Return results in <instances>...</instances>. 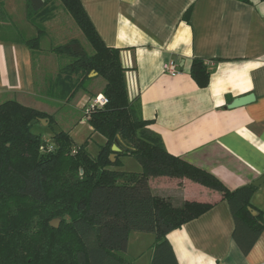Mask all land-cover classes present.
<instances>
[{
  "label": "crops",
  "instance_id": "1",
  "mask_svg": "<svg viewBox=\"0 0 264 264\" xmlns=\"http://www.w3.org/2000/svg\"><path fill=\"white\" fill-rule=\"evenodd\" d=\"M81 2L105 44L121 50L129 96L140 98L143 117L152 121L167 151L213 174L231 191L253 186V211L264 214V0ZM5 9L9 20L0 21V97L27 106L40 103L42 109L34 108L47 111L60 60L49 52L51 45L33 51L23 42L39 35L28 20L27 0H5ZM194 59L208 67L207 87L190 74ZM168 62L181 73L167 74ZM250 95L253 101L229 108ZM149 184L155 195L176 205L213 206L169 233L179 264H264V231L244 254L233 238L234 219L222 193L188 179L157 177ZM145 253L150 264V249L137 255L129 244V254L140 264Z\"/></svg>",
  "mask_w": 264,
  "mask_h": 264
},
{
  "label": "trees",
  "instance_id": "2",
  "mask_svg": "<svg viewBox=\"0 0 264 264\" xmlns=\"http://www.w3.org/2000/svg\"><path fill=\"white\" fill-rule=\"evenodd\" d=\"M27 1L28 20L39 35L23 42L33 51L42 50L41 25L55 18L59 5L92 47L89 52L79 40L72 39L50 49L52 54L70 57L72 61L60 69L49 92L51 97L70 102L78 91L88 92L85 84L92 72L103 78L106 84L102 95L108 103L93 110L89 122L93 132L107 143L96 158L89 154L87 144L75 146L70 134L64 131L47 145L43 137L32 132V123L46 117L44 112L16 100L0 105V120L10 133L6 139L22 158L28 159L17 172L18 182L11 193L36 206L29 213L15 212L0 204V264H140L138 258L127 256L132 232L155 235L150 264H179L168 240L169 233L213 206L198 202L177 206L170 198L155 195L149 180L157 177L188 179L222 193L234 219L233 238L248 254L264 231V214L253 216L250 210H254L250 200L255 188L246 185L231 191L213 174L167 151L160 135L151 129L152 121L143 117L140 98L129 96L121 50L105 44L81 0ZM189 15L190 10L186 20ZM8 20L5 0H0V21ZM190 74L200 87L209 84L210 72L203 60L194 59ZM13 122L15 129L10 126ZM114 144L122 149L117 154V164L119 157L130 156L141 165V171L112 168L109 155ZM73 148L85 166V174L52 201L46 187L48 174ZM0 150L5 154L9 149L2 144ZM0 161L10 170L4 156ZM6 183L9 182H0V194ZM7 201L4 198L5 204ZM58 218L61 226L52 227L51 220Z\"/></svg>",
  "mask_w": 264,
  "mask_h": 264
},
{
  "label": "rangeland",
  "instance_id": "3",
  "mask_svg": "<svg viewBox=\"0 0 264 264\" xmlns=\"http://www.w3.org/2000/svg\"><path fill=\"white\" fill-rule=\"evenodd\" d=\"M9 1H11V3L22 2V0ZM57 4L59 5L60 3ZM55 12L56 18L54 20L47 21L45 24L41 25L43 32L40 35L42 37L47 35L49 36V38H47V36L43 38L41 40L40 46L42 48L44 47L48 49V47L50 48L49 45H51V47L58 46L65 44V41H68L70 39H77L89 52H92V47L90 46L83 32L79 29L73 18L65 11V9H63L62 6L59 5L58 9ZM67 17L70 18V21H67L65 19ZM53 25H57V32H52L53 29L51 30V27ZM58 36H60L61 39H59ZM34 37H36V35H34ZM47 45L48 47H46ZM58 58L60 60L59 62L61 63L60 69L67 66L72 61L70 57L62 56ZM89 78L90 79L85 84L88 92H85L84 90L78 91L70 102L61 100L56 101L57 99L50 97L51 101L47 100L48 104L44 105L48 110L42 111L46 114V117H41L39 118V120H36L32 123V132L43 137L47 145L50 144V142L54 141L52 138L59 132L64 131L66 133H69L75 146L87 144L89 154L91 155V157L96 158L99 156L100 152L103 149L105 150L107 142L104 137H102L98 133L93 132L89 120H86L85 118L84 110L95 99L97 94H102L106 83L104 79L99 77L96 72H92ZM90 98H92V100ZM10 100H13L10 96L0 97V105ZM35 105H38V107L42 109V105L40 103H35ZM35 105L33 106L31 104L28 106L34 108ZM15 125L16 123L13 122L10 126L15 129ZM6 128L7 126H5L4 122H1L0 120V146L4 144V146L9 149L7 152H4L5 154H1L0 150V157L4 156L6 158V161L9 162L8 168L10 169L7 170L0 161V182H9L3 184L4 191L0 194V204H2L5 208H11V210L15 212L17 210H20L30 213L33 212V207L36 208L34 203H32L27 198L18 197L11 193L15 188L14 184L18 182V176L16 174H18L20 170H22L24 162H26L28 159L22 158L17 149H15L14 144L12 145V142L6 139L7 136L10 135V133L6 131ZM66 144L68 146L67 142ZM106 153L109 154L107 151ZM119 153L121 154V152ZM112 154L113 153L110 152L109 156H111ZM79 158L80 156L77 153V149L73 148L71 149V152L65 154L59 165L49 172L46 187L50 193V199L52 201H55V199L59 196V192L65 193L70 189V184L74 183L77 179L84 176L85 166L81 163ZM112 164V168L117 170L135 172L141 170V165L135 158L130 156H121L120 161L117 164L116 155L115 161L112 162ZM4 198L8 200L7 204L4 203ZM53 220H51V222ZM60 226L61 220L58 228ZM154 241L155 235L153 233L132 232L130 235V252L137 254L144 249H150ZM127 256L129 259L133 258L129 254V251ZM146 261L147 255L145 253L143 254L141 263L145 264Z\"/></svg>",
  "mask_w": 264,
  "mask_h": 264
},
{
  "label": "built area",
  "instance_id": "4",
  "mask_svg": "<svg viewBox=\"0 0 264 264\" xmlns=\"http://www.w3.org/2000/svg\"><path fill=\"white\" fill-rule=\"evenodd\" d=\"M164 71L171 75L176 76L181 73V71L177 68V64L175 62H168L164 65ZM108 103V99L102 95L99 94L87 107L85 112V118L86 120H89L90 113L95 110L96 108L103 107Z\"/></svg>",
  "mask_w": 264,
  "mask_h": 264
},
{
  "label": "water",
  "instance_id": "5",
  "mask_svg": "<svg viewBox=\"0 0 264 264\" xmlns=\"http://www.w3.org/2000/svg\"><path fill=\"white\" fill-rule=\"evenodd\" d=\"M253 100H254V96H252V95L246 96V97H242V98H238V99L234 100L232 102V104L229 105V108H236V107L244 106V105L248 104L249 102H251ZM118 138L121 141V137L119 136ZM112 151H113V154L110 156V159H111L112 162H114L116 155L119 152H122V149H121L119 144H114L112 146ZM255 186H258V184H255ZM250 210H251L253 215H255V216L257 215V213L255 211H253L252 209H250ZM59 223H60V220L59 219H55V220H53L51 222V226L54 227V228H58Z\"/></svg>",
  "mask_w": 264,
  "mask_h": 264
}]
</instances>
